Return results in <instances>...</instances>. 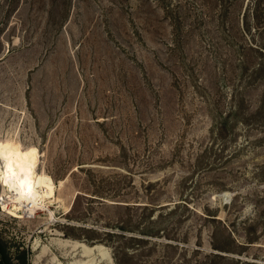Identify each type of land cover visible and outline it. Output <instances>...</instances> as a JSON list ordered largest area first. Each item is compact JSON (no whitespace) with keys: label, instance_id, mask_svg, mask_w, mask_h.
<instances>
[{"label":"rangeland","instance_id":"obj_1","mask_svg":"<svg viewBox=\"0 0 264 264\" xmlns=\"http://www.w3.org/2000/svg\"><path fill=\"white\" fill-rule=\"evenodd\" d=\"M30 147L69 211L0 200L11 263L264 264V0H0V170Z\"/></svg>","mask_w":264,"mask_h":264},{"label":"bare ground","instance_id":"obj_2","mask_svg":"<svg viewBox=\"0 0 264 264\" xmlns=\"http://www.w3.org/2000/svg\"><path fill=\"white\" fill-rule=\"evenodd\" d=\"M39 158V152L35 147L26 149L23 154L12 149L3 158L0 170V184L3 187L0 199L2 207L21 213L23 218L32 217L36 210L48 211L46 205L51 204L63 207L65 212L69 211V207H65L62 200L56 198V187L52 179L44 173L37 172ZM224 196L228 197L227 194ZM64 241L73 251L79 249L85 258L89 259L96 252L100 253L98 255L100 258L105 256L98 246L87 247L80 242ZM42 257L43 255L39 254L33 264H38ZM51 263L59 264L56 260H52ZM91 263L92 261L89 262Z\"/></svg>","mask_w":264,"mask_h":264},{"label":"trees","instance_id":"obj_3","mask_svg":"<svg viewBox=\"0 0 264 264\" xmlns=\"http://www.w3.org/2000/svg\"><path fill=\"white\" fill-rule=\"evenodd\" d=\"M22 254H23L22 257H19L20 264H25L26 263L25 256H24L25 253L23 252ZM0 264H13L7 258L4 248L1 246V244H0Z\"/></svg>","mask_w":264,"mask_h":264},{"label":"water","instance_id":"obj_4","mask_svg":"<svg viewBox=\"0 0 264 264\" xmlns=\"http://www.w3.org/2000/svg\"><path fill=\"white\" fill-rule=\"evenodd\" d=\"M224 198H225V199H228V197H225V196H224Z\"/></svg>","mask_w":264,"mask_h":264}]
</instances>
